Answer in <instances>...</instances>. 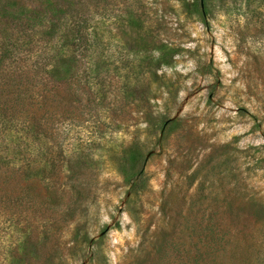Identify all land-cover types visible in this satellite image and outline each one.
Returning a JSON list of instances; mask_svg holds the SVG:
<instances>
[{
    "label": "rangeland",
    "instance_id": "obj_1",
    "mask_svg": "<svg viewBox=\"0 0 264 264\" xmlns=\"http://www.w3.org/2000/svg\"><path fill=\"white\" fill-rule=\"evenodd\" d=\"M16 1L0 264H264V0Z\"/></svg>",
    "mask_w": 264,
    "mask_h": 264
},
{
    "label": "trees",
    "instance_id": "obj_2",
    "mask_svg": "<svg viewBox=\"0 0 264 264\" xmlns=\"http://www.w3.org/2000/svg\"><path fill=\"white\" fill-rule=\"evenodd\" d=\"M18 4H19L18 1L11 0L9 7L17 6ZM41 7L42 5L34 6L33 8L23 7L22 12L20 11L19 14L23 19H26V20L32 18L33 16L39 17L40 14L42 13L40 11ZM1 8L4 10H7V8L3 6H1ZM3 18H4L3 16H0V19H3ZM7 47L9 48V44L7 45ZM8 48L4 49L3 57H2L3 61L8 59L7 58L8 54L11 52ZM68 64L72 65L73 63L68 62ZM71 65H68L70 69L66 70L69 73V75L73 74L71 70L72 69ZM16 66L17 67L14 68V71H12V78H11L12 82L15 81V78L21 79L20 77L23 74L25 75L24 65L22 66L20 65V63H18ZM53 72L59 73L57 69H53ZM25 76L26 78H28L27 74ZM20 85H21L20 83L17 85V92H19V94L20 93L25 94L27 90L22 89ZM19 103H21V101H19ZM39 172H40V169L37 167L36 162L30 161L29 158H26V157L23 158L22 164H10V163L3 164V162H0V208H1V204L4 203L3 201L6 199H9L14 193V189L10 190V187H9V185L12 184L13 181H16L17 178L18 180H22V181L34 180V178L38 176ZM22 188H23L22 190H25V187H22ZM196 260L197 259L194 258L191 264H194ZM6 264H9V262L7 261ZM216 264H219V262Z\"/></svg>",
    "mask_w": 264,
    "mask_h": 264
}]
</instances>
